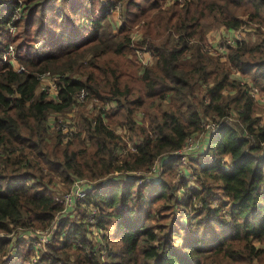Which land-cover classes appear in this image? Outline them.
<instances>
[{
  "label": "trees",
  "instance_id": "1",
  "mask_svg": "<svg viewBox=\"0 0 264 264\" xmlns=\"http://www.w3.org/2000/svg\"><path fill=\"white\" fill-rule=\"evenodd\" d=\"M23 1L12 40L0 11V54L25 48L24 72L0 65V264H264V116L253 96L264 94V0H117L116 31L96 12L117 1ZM207 20L227 31L253 24L257 39L210 52ZM48 72L54 96L39 89ZM88 101L98 114L80 112L65 140L50 115ZM201 134L206 150L184 166L175 154ZM77 179L90 184L82 217L58 221L56 197ZM55 221L36 262L31 241L6 238Z\"/></svg>",
  "mask_w": 264,
  "mask_h": 264
},
{
  "label": "built area",
  "instance_id": "2",
  "mask_svg": "<svg viewBox=\"0 0 264 264\" xmlns=\"http://www.w3.org/2000/svg\"><path fill=\"white\" fill-rule=\"evenodd\" d=\"M25 10V4L23 0H0V11L5 12L6 16V30L8 34L10 35L11 40L15 37L17 30H18V24L22 20ZM240 41L239 38L237 39H227L226 44L224 46L225 51L226 48L229 46L237 45ZM212 49V50H211ZM210 52H216V54H225L223 50L218 51V49L212 47L207 49ZM25 52V48L17 49L14 44L10 43L7 45V47L3 50V52L0 54V65L2 64H9L12 66L14 70L21 73L25 71V67L18 63V55ZM137 57L141 64L143 66H147L152 63V56L151 53L147 50H137L136 51ZM18 64H17V63ZM57 76L51 75L49 72L44 73L40 77L41 84L39 86L40 91L50 94L51 96H54L57 91V84H56ZM259 93L255 92L253 93L254 98H257V95ZM89 97V93L86 90H82L77 95V103L80 104H86ZM55 125L56 128L61 130V132L64 135V139H68L69 136L73 135V133L76 131V125L74 122L70 121L69 119L64 118H58L55 117ZM215 124L210 123L206 125V128L209 129L211 132L215 130ZM207 140L205 139V135H199L198 137L191 136L185 147L178 151L175 155L179 156L178 158L181 159L182 164L185 166L188 164V157L192 154H197L200 152H203L206 147L205 142ZM162 160H159L158 163L155 165L153 171L159 172L160 166H161ZM151 181V180H148ZM89 182L87 180H80L77 179L73 182L70 190L64 191L61 194H59L56 197V201L63 205V210L59 213V216L56 220L59 221L61 216L67 214L68 212H73L74 216L78 219H81L82 215L75 214V207L76 203L83 199L88 192L90 191ZM96 215L97 210L92 209L88 210L85 213V222L88 225V228L90 232L92 233V236L94 238H97L102 234V229L98 228L96 223ZM57 222L55 221L53 226L49 229H46L45 231H40L34 234V232H21L18 235H10L6 238H9L10 240H15L18 237L27 238V240L32 242L31 249L35 253L34 256L30 259V262H36L38 259L36 255L38 254L39 250L43 246V244L49 243L53 236V230L56 226ZM0 236L4 237L3 234H0ZM101 242V238L98 239ZM14 249V245H13ZM106 252L103 251V257L106 256Z\"/></svg>",
  "mask_w": 264,
  "mask_h": 264
},
{
  "label": "rangeland",
  "instance_id": "3",
  "mask_svg": "<svg viewBox=\"0 0 264 264\" xmlns=\"http://www.w3.org/2000/svg\"><path fill=\"white\" fill-rule=\"evenodd\" d=\"M101 1H103V0H101ZM115 1H117V0H111V2H115ZM120 8H121L120 2L117 1L114 5L110 6V8H107V10H105L104 13H103V11H97L96 13L99 16H104L106 18V23L114 31H116L117 29H119V27L124 22V19L121 16V9ZM204 23H205L204 24L205 27L208 30V35H209V38L211 40L210 42H212L210 45L212 47L218 49V51L223 50L224 53H226V51L224 49V46L226 44L227 39H237V38H239L240 40L245 39V40H248L249 42H253V41H255L257 39V37L254 35V31L256 29V26L253 25V24H249L248 26H244L243 28H241V29H239L237 31H234V30L227 31L226 29H224V27H220L218 25H215L212 22V20H207ZM140 35H141V33L139 31H136L135 33H133V36H132L133 41L139 40ZM40 43H42V42L39 41V42H37L36 45L38 46ZM256 102L258 104V107H259V110L261 112V115L264 116V94L263 93L259 92V94L257 95V98H256ZM88 105H91V106L88 107ZM93 106H94L93 102L88 101L87 107H86V105H84L82 107H76V108H74V110L72 112L66 113V114L62 115V117H64V119H69L70 121L75 123L78 120V115H79L80 112H88V111L92 110L93 114H94L95 111H97V114H98V110H96V108H93ZM107 109H108V107H106V110ZM142 116H143V112H140L139 114H137L135 116V119L136 120H141ZM49 123H50V125L52 127H54V125H55V115H53V116L50 115ZM113 127H115V126H113ZM193 136L194 137H198L199 135H193ZM205 149H206V147H205ZM180 167L183 170L184 166L182 165ZM186 170H187L186 174L191 172L188 169H186ZM190 174H188L187 179H191ZM194 182L195 181H192L191 185H193ZM195 185H196V183L194 184V186ZM61 190H63V192H64V189L61 188ZM92 209H93L92 207H89V210H92ZM110 228H113V230H115V228H116L115 224L112 223ZM103 233H104V230H103ZM13 244H14V242H12V245ZM257 246L263 248V246H260V245H257ZM14 255H15V252L14 251L11 252V257L14 256Z\"/></svg>",
  "mask_w": 264,
  "mask_h": 264
},
{
  "label": "crops",
  "instance_id": "4",
  "mask_svg": "<svg viewBox=\"0 0 264 264\" xmlns=\"http://www.w3.org/2000/svg\"><path fill=\"white\" fill-rule=\"evenodd\" d=\"M3 12H4V11H3ZM4 13H5V12H4ZM41 45H42V43H40L37 47H40ZM19 55H20V54H19ZM19 55H18V57H19ZM17 62H18V61H17ZM17 62H16V63H17ZM18 63H19V62H18ZM18 63H17V64H18ZM205 145H207V141L205 142Z\"/></svg>",
  "mask_w": 264,
  "mask_h": 264
}]
</instances>
